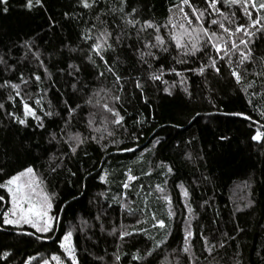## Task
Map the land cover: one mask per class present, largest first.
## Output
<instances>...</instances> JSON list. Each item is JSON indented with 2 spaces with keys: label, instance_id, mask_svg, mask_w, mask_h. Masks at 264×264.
<instances>
[{
  "label": "snow or ice",
  "instance_id": "6c2138e0",
  "mask_svg": "<svg viewBox=\"0 0 264 264\" xmlns=\"http://www.w3.org/2000/svg\"><path fill=\"white\" fill-rule=\"evenodd\" d=\"M74 2L81 12L66 11L63 16L65 19L78 21L83 19L84 15H90L93 22H86L79 35L86 48L64 43L56 51L45 54L35 39L30 37L19 46L13 44L7 52L0 51V73L4 76L8 73L16 74L15 80L0 79V90L6 93L4 100L0 101V112L4 113L5 118L24 128L39 129L46 127L45 119L60 118L59 130L50 132L47 139V143L59 152L49 156V173L63 169L64 160L76 157L80 151L87 155L84 146L89 143L99 145L104 153L109 151L110 145L122 153L136 151L133 147H121L124 141L116 139L118 129L127 130L125 115L121 114V110L126 99L125 86L128 83L138 91L143 103L150 107L145 95V85L149 82L153 85L157 82L164 85L163 92L169 96L173 95L174 89L180 88L191 99L193 93L189 84L190 76L204 78L203 83L206 86L210 75L214 73L223 77L226 72L234 80L247 106L255 112L258 119L242 111H222L217 108V113L249 122V127L253 129L250 140L264 147V56L257 57L253 47L264 41V0H200L199 3H194L193 0H172L163 24L151 18L142 20L137 15V7L129 8L128 0ZM0 5H3L2 11L7 13L8 0H0ZM24 7L31 11L37 7L45 8V4L44 0H26ZM109 17L112 18L111 21ZM49 19L51 20V17ZM15 47L23 50L21 56H13L12 49ZM117 48H128L132 51L137 65L142 67L139 75L121 73L117 67L120 62L118 57L109 63L106 54L115 53ZM173 51L175 55H172ZM84 52H87V55L83 59L93 70L95 78L100 81L107 80L110 76L111 87L101 85L98 88H89L88 83L83 80L81 64L73 58L77 53ZM165 54L170 55L173 62L167 67ZM61 60L65 61L64 67H59ZM25 62L30 66L28 71L24 69ZM176 65L182 68L178 70ZM248 65H253L254 70L249 71ZM166 75L172 77L171 81L164 78ZM64 76L70 80L72 96L82 100V103L75 100L70 103L69 99L61 97L64 112V115H61L57 106L53 105L51 100H46V97L50 90L55 89L58 94L61 92L57 83L58 79ZM33 85L38 92L29 91ZM208 91L211 96V89ZM17 100L22 109L19 113L15 110ZM209 103H212L211 99ZM6 104L12 108L11 111L5 107ZM84 109L88 110L85 122L87 135L73 130V121ZM123 110L126 114L127 110ZM196 115L199 116L200 113ZM30 119L35 122L34 125L29 123ZM192 119L195 120V117ZM146 122V119L141 117L140 120H135L134 124L141 125ZM129 138L139 147L140 134L137 131H132ZM220 139L228 140L229 137L222 136ZM155 143H159V140ZM187 143L190 144L191 141ZM62 145L66 146L67 150L60 152ZM35 147L40 148L41 145L37 143ZM186 159L192 160V154L186 153ZM157 167L162 169L163 183H157L154 188L149 185L152 189L149 192H145L143 185L139 186L135 195L141 199L142 206L134 207L137 202L128 195L131 182L140 179L132 174L131 167L123 173L125 179L121 182L122 192L112 197L107 195V191L97 193L99 200L111 199L119 205L122 215L118 223L110 221L107 210L99 205L97 214L92 217L95 224L81 218L78 224L65 227L62 213L69 201H63L64 207H57L60 194L49 190L45 177L36 168L35 163L28 164L0 182V190H3V194H0V230L10 227L17 235L31 237L40 243L52 241L58 246V250L49 256H44L39 251L35 255H28L22 264H82L74 237L80 233L91 240L92 236H88L87 232L97 226L101 235L106 233L114 238L115 251L108 254L105 249L104 255L89 252L96 264H122L124 257H128L126 264H147L148 258L167 245L172 234V224L177 216L172 197L167 191L168 179L174 175L173 167L163 161H160ZM67 171L72 177L77 175V172L71 169ZM3 172L4 169L0 168V175ZM151 174V168L142 173L144 176ZM109 176L108 169L98 174L100 182L105 185L109 184ZM203 179L210 181L207 176ZM176 187L180 190L183 206L180 213L183 240L179 248L172 250L175 254L172 264H197L200 257L196 256L193 244L197 236L205 261L208 264H218L214 253L224 249L228 241L234 240L235 237L227 233L217 236L213 231L206 234L203 224H200L197 233L193 221L199 220V214L196 207H193L192 193L182 182ZM80 188H86V184H81ZM154 194L155 199L162 201L166 208L167 222L165 218L158 217L156 211L150 207L149 198ZM79 195H83V192ZM71 199L77 200L78 195L73 194ZM212 206L210 198L198 205L201 209ZM124 215L130 217L132 222L126 224ZM215 216H219L218 210ZM106 221L109 227H106ZM212 224H216L215 219ZM58 229L61 235L57 236ZM237 231L244 230L237 228ZM138 237H142L146 242L143 250L137 247L134 251H123L125 245ZM11 255L10 250L0 251V261L7 262ZM106 256L109 258L106 259ZM209 257L212 259L209 260ZM240 257L239 251L233 253L232 264H243Z\"/></svg>",
  "mask_w": 264,
  "mask_h": 264
},
{
  "label": "trees",
  "instance_id": "16d2710c",
  "mask_svg": "<svg viewBox=\"0 0 264 264\" xmlns=\"http://www.w3.org/2000/svg\"><path fill=\"white\" fill-rule=\"evenodd\" d=\"M25 2L26 0H8L7 13L2 11L3 5H0V51L7 52L13 44L19 46L30 37L35 39L36 44L45 54L56 51L64 43L87 47L80 41L79 35L81 29L86 26V22L88 24L93 22L90 15H84L83 19L78 21L65 19L63 16L66 11L81 12L80 8L75 7L74 0H44L45 8L37 7L31 11L24 7ZM171 2L172 0H128V5L129 8L133 6L138 8L137 15L142 20L151 18L163 24L168 16ZM193 2L199 3L200 0H193ZM108 19L111 21L112 18ZM253 47L257 57L264 56V41L258 42ZM12 54L19 57L23 54V50L15 47L12 49ZM86 55L87 52L77 53L73 58L81 64L83 80L88 83L89 88H98L101 85L111 87L110 76L107 80L100 81L95 78L93 70L83 59ZM165 55L167 67L173 62L170 55ZM172 55H175L174 51ZM116 57L120 61L117 67L121 73L139 75L142 72V67L137 65L132 51L128 48H117L115 53L106 54L109 63ZM64 66L65 61L61 60L59 67ZM176 67L178 70L182 68L180 65ZM29 68L30 66L25 62V71ZM248 69L253 71L254 66L248 65ZM256 70L259 69L256 68ZM3 78L15 80L16 74L8 73L4 76L0 73V79ZM164 78L170 81L172 79L170 75ZM203 81L202 77L190 76L189 84L193 93L191 99L180 88L174 89L173 95L169 96L163 92L164 85L159 82L153 85L149 82L145 85V95L148 97L150 107L143 103L138 91L131 83L126 84L123 109H126L127 113L125 114L122 109L121 114L125 115L127 130L118 129L116 139L124 141L121 147H133L136 151L122 153L118 152L115 146L110 145L109 151L104 153L99 145L89 143L84 146L87 155L80 151L76 157L65 159L64 168L56 173H49L48 160L50 155L59 154V152L53 145L47 143V139L50 132L59 130L60 118L45 119L44 129L24 128L6 119L4 113L0 112V168L4 169L3 174L0 175V182L24 166L35 163L36 168L45 177L49 190L60 194L57 207H64L63 201H69L62 213L65 227L78 224L81 218L95 224L92 217L97 214L99 205L107 210L110 221L118 223L122 215L119 205L111 199L99 200L97 193L107 191V195L112 197L122 192L121 182L125 179L123 173L131 167L132 174L139 176L140 179L131 182L128 195L130 199L136 200L137 204L134 207L142 206L141 199L135 194L140 185L144 186L145 192H149L152 191L149 185L154 188L157 183H163L162 169L157 167L160 161H163L170 164L174 170V175L168 179L167 191L172 197L177 216L172 224V234L168 238L167 245L154 253L153 257L148 258L147 264H172L175 257L172 250L179 248L182 244L180 213L183 206L180 190L176 187L181 182L192 193V204L199 214V220L193 221L197 233L200 224H203L206 227V234L208 231H213L217 236L220 233H227L235 237L234 240L228 241L224 249L214 253L218 264H232L233 253L237 251L241 253L240 258L243 264H264V147L250 140L253 129L249 127V122L238 117L220 115L217 113V108L222 111H242L257 119L258 117L247 106L234 80L226 72L223 77L216 76L214 73L210 75L206 86ZM69 83L67 76L61 77L57 83V88L61 89V92L58 94L53 89L47 93L46 100H51L61 115H64L61 97L69 99L70 103L74 100L82 103V100L72 96ZM208 89H211V96ZM29 91L36 93L38 89L33 85ZM5 95L4 90H0V101L4 100ZM209 99L212 103H209ZM5 107L9 111L12 110L8 104ZM15 110L18 113L22 110L19 100ZM87 112L88 110L84 109L73 121L75 125L73 130L81 131L85 135L88 134L85 127ZM197 113L200 115L197 116ZM209 113L214 114L208 115ZM141 117L147 122L141 125L134 124V121L140 120ZM193 117L195 120L192 119ZM29 123L34 125L35 122L30 119ZM174 125L179 127H173ZM132 131L140 134L139 147L129 138ZM222 136H227L229 139L221 140ZM156 140H159V143H155ZM37 143L41 145L40 148L35 147ZM154 144L155 147H153ZM66 150V146L63 145L59 149L60 152ZM186 153H191L193 159H186ZM197 156L202 158L197 159ZM149 168L152 169V174L142 175ZM68 169L77 172V175L70 176ZM104 169L110 172L108 185L101 183L98 178V174ZM205 176L209 177L210 181L204 180ZM81 184H86V188H80ZM80 192H83V195H79ZM0 194H3V190H0ZM73 194L78 195L77 200L71 199ZM209 198L212 207L204 209L198 207L203 200ZM149 204L158 217L166 219V208L162 201L155 199V194L149 198ZM217 210L218 217L215 216ZM214 219L215 225L212 224ZM124 222L131 223L132 220L124 215ZM106 227H109L107 221ZM237 228L244 231L239 232ZM56 235H61L59 229ZM87 235L92 236V239H86L80 233L74 237L79 247L82 264H96L89 252L104 255L105 249L108 254L115 251L114 238L107 236L106 233L101 235L98 226L89 230ZM193 244L196 256L200 257L197 264H208L201 253V242L198 236ZM145 246V240L138 237L125 245L123 251H134L137 247L143 250ZM4 250H10L12 255L7 262L0 261V264H22L28 255H35L39 251L42 255L49 256L58 250V246L52 241L40 243L31 237L17 235L9 227L0 230V251ZM108 258L106 256V259ZM211 259L209 257V260ZM127 260L128 257H124L122 264H126Z\"/></svg>",
  "mask_w": 264,
  "mask_h": 264
}]
</instances>
